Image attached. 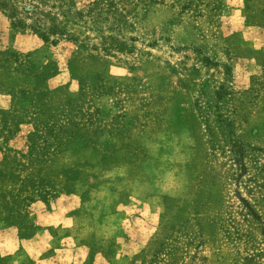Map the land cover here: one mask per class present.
<instances>
[{"label":"rangeland","instance_id":"374dc122","mask_svg":"<svg viewBox=\"0 0 264 264\" xmlns=\"http://www.w3.org/2000/svg\"><path fill=\"white\" fill-rule=\"evenodd\" d=\"M0 264H264V0H0Z\"/></svg>","mask_w":264,"mask_h":264},{"label":"trees","instance_id":"16d2710c","mask_svg":"<svg viewBox=\"0 0 264 264\" xmlns=\"http://www.w3.org/2000/svg\"><path fill=\"white\" fill-rule=\"evenodd\" d=\"M8 3L6 2V6H9V5H7ZM10 18H14L12 15L10 16ZM15 19V18H14ZM18 24H22V22H21V19H18L17 21H16ZM14 25H15V23H14ZM46 30H48L47 31V33H44V32H39V34H40V36H41V38L42 39H44V40H46L47 39V37H48V34H52V35H60L61 33H59L60 32V29H58L56 26H52L51 28H48V29H46ZM207 61L206 62H210V61H208V59H206Z\"/></svg>","mask_w":264,"mask_h":264}]
</instances>
